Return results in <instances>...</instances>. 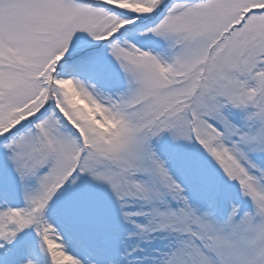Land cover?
I'll return each mask as SVG.
<instances>
[{
	"label": "snow or ice",
	"instance_id": "snow-or-ice-1",
	"mask_svg": "<svg viewBox=\"0 0 264 264\" xmlns=\"http://www.w3.org/2000/svg\"><path fill=\"white\" fill-rule=\"evenodd\" d=\"M0 264H264V0H0Z\"/></svg>",
	"mask_w": 264,
	"mask_h": 264
}]
</instances>
